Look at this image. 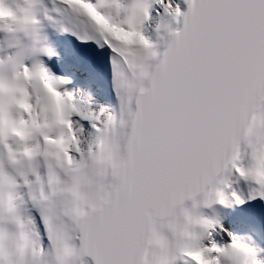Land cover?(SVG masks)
I'll list each match as a JSON object with an SVG mask.
<instances>
[{"label": "snow or ice", "instance_id": "6c2138e0", "mask_svg": "<svg viewBox=\"0 0 264 264\" xmlns=\"http://www.w3.org/2000/svg\"><path fill=\"white\" fill-rule=\"evenodd\" d=\"M185 3L0 0V264H264L205 212L264 200V0ZM49 27L111 50L118 115Z\"/></svg>", "mask_w": 264, "mask_h": 264}, {"label": "bare ground", "instance_id": "6f19581e", "mask_svg": "<svg viewBox=\"0 0 264 264\" xmlns=\"http://www.w3.org/2000/svg\"><path fill=\"white\" fill-rule=\"evenodd\" d=\"M176 1V5L175 4H173L175 7H177V5L179 4V0H175ZM179 6V5H178ZM159 7V6H158ZM181 8V7H180ZM160 11H161V13H163V8H160L159 9ZM156 19H157V21H156ZM159 19H160V17L158 16V17H155V19H154V22L153 23H158L159 22ZM168 19L170 20V21H172L173 22V18H172V16H169L168 17ZM174 24V23H173ZM149 35H151V37H152V39H155L156 40V35H155V33H153V32H151V30L149 31ZM160 38H157V40H159ZM239 184H240V187H242V189H244L245 191L243 192V194L245 195V196H248L249 195V186L245 183V182H243V181H241V182H239ZM220 210L221 209H217V211H216V215L218 216V214L220 213ZM221 214H223V212L221 211ZM231 218H233V220H234V217H233V214H231ZM235 222H236V224L235 225H242L241 224V222L240 221H242V220H234Z\"/></svg>", "mask_w": 264, "mask_h": 264}, {"label": "clouds", "instance_id": "9594fccd", "mask_svg": "<svg viewBox=\"0 0 264 264\" xmlns=\"http://www.w3.org/2000/svg\"><path fill=\"white\" fill-rule=\"evenodd\" d=\"M99 19V22L101 23V24H106V21L103 19V18H98Z\"/></svg>", "mask_w": 264, "mask_h": 264}]
</instances>
